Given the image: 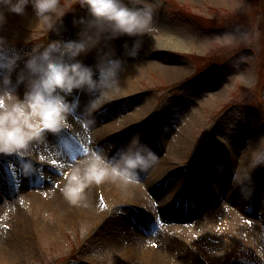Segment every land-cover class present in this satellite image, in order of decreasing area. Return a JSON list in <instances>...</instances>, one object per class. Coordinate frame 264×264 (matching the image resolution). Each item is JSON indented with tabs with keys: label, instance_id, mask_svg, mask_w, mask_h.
Returning a JSON list of instances; mask_svg holds the SVG:
<instances>
[{
	"label": "rangeland",
	"instance_id": "obj_1",
	"mask_svg": "<svg viewBox=\"0 0 264 264\" xmlns=\"http://www.w3.org/2000/svg\"><path fill=\"white\" fill-rule=\"evenodd\" d=\"M152 3V31L109 44L124 62L121 86L100 98L94 124L74 120L60 136L50 133L47 148L33 150L30 175L15 155H0V264H11L5 255L18 264H149L135 257L145 246L174 264H264V164L253 168L250 156L264 138V0ZM6 15L1 35L23 54L76 38L73 20L87 10L74 4L60 36L46 33L31 5ZM137 39L138 54L128 56L125 45ZM82 58L95 65L96 52ZM22 68L23 60L16 72ZM16 72L12 87L24 93ZM80 99L83 107L88 95ZM136 133L157 156L152 172L141 171L132 184L138 199L126 193L131 185L101 190L100 216L85 218L68 201L71 215L61 220L46 198L63 183L59 164L75 163L85 147L123 148ZM42 153L49 158L41 161Z\"/></svg>",
	"mask_w": 264,
	"mask_h": 264
},
{
	"label": "clouds",
	"instance_id": "obj_2",
	"mask_svg": "<svg viewBox=\"0 0 264 264\" xmlns=\"http://www.w3.org/2000/svg\"><path fill=\"white\" fill-rule=\"evenodd\" d=\"M74 4L87 10V16L73 20L79 26L76 38L37 43L21 54L0 35V155H15L24 175L36 171L30 158L36 147L47 148L50 133L60 136L73 128V120L89 127L95 122L100 98L120 91L124 62L110 42L152 31L156 10L152 0H73L72 5L64 0H0V29L7 23L6 11L23 15L31 5L46 33L60 36L64 17ZM247 35L242 33V38ZM125 48L128 56H136L138 39ZM93 51L95 65L85 63L82 57ZM21 60L23 68L16 72ZM13 72L16 86H25L22 97L12 87ZM85 93L88 100L82 107L80 96ZM250 156L253 168L264 164V138L250 146ZM48 158L43 153L39 156L41 161ZM156 160V153L139 133L115 153L103 146L85 147L83 156L63 173L66 182L61 191L71 204H86L91 185L138 183L141 171Z\"/></svg>",
	"mask_w": 264,
	"mask_h": 264
},
{
	"label": "bare ground",
	"instance_id": "obj_3",
	"mask_svg": "<svg viewBox=\"0 0 264 264\" xmlns=\"http://www.w3.org/2000/svg\"><path fill=\"white\" fill-rule=\"evenodd\" d=\"M1 34H2V29H0V35ZM17 92L21 95V97L23 96L22 89L20 91H17ZM73 125H74L73 128L77 126V122H75L74 120H73ZM98 133H99V135H101L103 137L106 136L104 128L100 129L98 131ZM117 149H118V146L113 145L110 153L116 152ZM161 166H162V164L159 163V165H157L156 167L160 168ZM59 167L61 169L65 170V172L68 171L67 165H66L67 168L65 166L62 167L60 164H59ZM148 172L149 173L152 172V167L149 168ZM156 174H157V169L154 168V172L151 173V175L155 176ZM65 182H66V178L64 176L63 177V183L61 184V187H59L60 189H58L57 192L56 191L49 192L48 196L46 197L48 199V202L49 203L51 202V204H52V205L50 204V206L55 207V208L57 207L56 211H57L58 216L61 220H66L67 217H69V214L71 215L70 208L67 205L68 200L65 199V196H64L63 192L61 191L63 184ZM113 189H115V190H113ZM101 190H108V191L113 190V191H115V193H117L118 191H122V190L124 191L125 189L119 183H113L111 181H106V182L99 184V185L93 184L87 189V202H86V204L73 205V207H75L76 211L78 210V212H81V213L84 212L85 215L87 216L85 218H88L90 220H93L94 218L100 216L101 211H99V208H98V205L96 202V196L100 194ZM139 192H140V190L136 185H131V189L126 191L127 194H130L131 196H133V198H137V199L139 197V195H138ZM29 197L31 200L38 201L36 203H39V201H41L39 199V197H37V196H34V195L31 196L30 195ZM168 201L169 202H167L168 203L167 205L172 204L173 199H170ZM203 201L204 200H201V202H203ZM236 205H239V204L237 203ZM232 211H233V213L231 214V216L235 217V219L238 218L239 214L237 213V211H234V210H232ZM238 211H240V213L243 212V210H241V209H239ZM7 256L6 255L2 256V259H5L6 262L11 263V264H18L17 260L9 258ZM9 256H11V254H9ZM135 257H137V259H139V261L140 260L141 261H148L149 264H158V262H159V264H174L175 263L173 258L168 257L167 252H163V251L160 252L156 249L153 250L149 246L148 247L145 246L142 252L141 251L137 252ZM157 257H159V258H157Z\"/></svg>",
	"mask_w": 264,
	"mask_h": 264
},
{
	"label": "snow or ice",
	"instance_id": "obj_4",
	"mask_svg": "<svg viewBox=\"0 0 264 264\" xmlns=\"http://www.w3.org/2000/svg\"><path fill=\"white\" fill-rule=\"evenodd\" d=\"M106 206V205H105Z\"/></svg>",
	"mask_w": 264,
	"mask_h": 264
}]
</instances>
